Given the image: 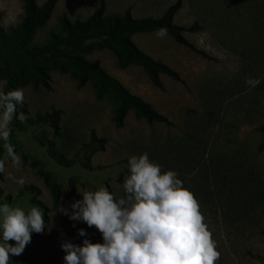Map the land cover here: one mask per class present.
I'll list each match as a JSON object with an SVG mask.
<instances>
[{
	"label": "rangeland",
	"instance_id": "1",
	"mask_svg": "<svg viewBox=\"0 0 264 264\" xmlns=\"http://www.w3.org/2000/svg\"><path fill=\"white\" fill-rule=\"evenodd\" d=\"M35 1L40 5L44 0ZM98 1L57 0L33 41L44 42L49 31L57 28L62 14L70 21L85 19ZM173 2L105 0V14H121L128 8L134 18H157ZM0 14V24L7 31L21 20L22 0H0ZM173 23L199 24V31L183 35L208 57L177 44L164 33H139L131 38L141 51L175 70L180 81L161 75L159 88L139 66L119 68L106 49L85 56L167 117L169 126L148 123L129 110L117 128L107 97L96 99L89 83L79 88L68 74L57 71L50 72L49 90L19 87L27 105L20 122L51 109L61 113L59 136L49 124L18 130L11 126L12 118L9 140H0V162L4 165L0 202L24 208L40 206L49 227L32 235L21 255L10 256L12 264H63L59 245L64 240L80 244L78 228L85 229L90 241H101L94 227L71 221L52 209L45 183L35 168L21 161V153L38 159L63 188L73 182L74 194L59 201L60 207L68 208L80 198L78 191L94 190L100 184L115 196H122L128 175L126 160L142 152L164 169H174L192 192L216 242V264H264V150L257 149L262 136L256 130L264 124V0H182ZM4 86L0 81V92ZM91 130L97 137L106 138L103 150L87 161L80 157L71 167L57 165L47 155L46 146L36 140L38 136L52 140L56 150L70 158L88 141ZM8 144L17 157L15 164L9 158ZM18 179H23V185L15 182ZM25 185L38 192L20 193Z\"/></svg>",
	"mask_w": 264,
	"mask_h": 264
},
{
	"label": "trees",
	"instance_id": "2",
	"mask_svg": "<svg viewBox=\"0 0 264 264\" xmlns=\"http://www.w3.org/2000/svg\"><path fill=\"white\" fill-rule=\"evenodd\" d=\"M56 1L44 0L38 5L35 0H22L21 20L7 31L0 24V81L5 84L4 93L26 85H30L33 89L49 90L50 72L57 71L68 74L79 88L89 83L96 99L107 97L113 105L112 121L117 128L123 125L129 110L137 118H142L148 123L171 125L167 117L158 113L139 96L132 94L103 67L87 60L85 56L93 51L106 49L114 55L119 68L139 66L156 87L161 88V75L180 81L175 70L141 51L131 37L134 34L165 29L163 33L170 36L177 44L203 57H208L205 52L189 43L183 35L184 32L199 31L201 29L199 24L179 26L173 23V17L181 7L182 0H174L157 18L149 16L134 18L128 8L121 14H105V0H99L93 11L83 20L70 21L65 14L60 15L57 28L49 31L44 42L35 43L33 39L37 30L46 24ZM26 113L27 105L24 101L22 105L17 106V114L13 116L11 126L24 131L30 127L49 124L53 134L60 135V110L51 109L33 117H26L20 122L18 116ZM256 130L262 136L257 149L264 150V124L258 125ZM36 140L40 145L46 146L47 155L62 167H71L80 157L87 161L93 153L103 150L106 143L105 137H97L91 130L88 141L82 143L72 156L67 158L56 150L52 140L39 136ZM9 158L11 159L10 156ZM20 158L23 163L35 168L36 174L48 189L52 209L60 212L58 210L60 199L68 200L74 194L73 182L69 181L68 186L63 188L38 159L26 153H21ZM24 191L33 194L38 192L32 185L23 186L19 192ZM37 203L42 206L40 202Z\"/></svg>",
	"mask_w": 264,
	"mask_h": 264
},
{
	"label": "clouds",
	"instance_id": "3",
	"mask_svg": "<svg viewBox=\"0 0 264 264\" xmlns=\"http://www.w3.org/2000/svg\"><path fill=\"white\" fill-rule=\"evenodd\" d=\"M165 31L160 29L158 34ZM23 102L22 88L0 92V140H9L10 122ZM7 147L15 164L14 149ZM127 168L122 196L100 184L94 190L78 191L80 198L68 208L58 207L69 220L94 227L101 237L100 242H92L85 229L78 228L80 244L64 240L59 245L63 264H216V242L197 200L177 172L164 169L147 152L128 157ZM15 182L24 183L23 179ZM48 229L40 206L0 202V264H12L10 256L21 255L33 233Z\"/></svg>",
	"mask_w": 264,
	"mask_h": 264
}]
</instances>
